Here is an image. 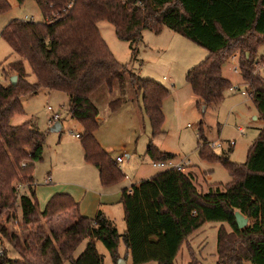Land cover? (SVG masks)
<instances>
[{
    "label": "trees",
    "instance_id": "16d2710c",
    "mask_svg": "<svg viewBox=\"0 0 264 264\" xmlns=\"http://www.w3.org/2000/svg\"><path fill=\"white\" fill-rule=\"evenodd\" d=\"M22 4L25 0H17ZM44 22L15 20L1 32L10 48L20 58L10 64L16 85H0V242L5 250L1 264H33L24 257L11 259L3 240L21 256L27 253L41 264H102L94 241H100L116 264L121 240L131 264H174L188 239L207 223L221 224L216 236L215 264H264V79L254 72L258 51L264 48V0H33ZM9 10L0 0V14ZM113 26L118 40L129 44L132 54L142 33L155 35L170 30L208 53L207 58L186 74L192 94L206 107L220 103L231 87L221 75V68L238 54L243 81L253 93L252 102L263 128L250 148L244 165L229 161L227 155L216 157L207 141L198 133V152L202 160L219 162L231 182L223 191H197L191 176L169 169L121 191L125 232L120 236L113 223L101 211L94 218L79 215V205L71 196L51 197L42 212L38 210L33 171L42 160L45 136L31 124L12 126L15 115L22 114V97L38 90L68 96V113L82 129L79 136L86 163L98 171L102 186L123 178L118 164L102 149L95 137L99 112L91 102L101 87L111 89L125 77L137 97L142 99L144 114L152 137L161 133L164 122L162 102L169 92L156 82L143 80L120 65L102 39L99 22ZM248 54V56H247ZM264 63V56L260 57ZM30 73L35 84L27 81ZM123 105L109 104L112 113ZM203 138V139H202ZM155 161L173 160L151 143L146 152ZM25 184L18 195L16 185ZM20 211L23 225L35 227L31 244L22 245L9 236L6 218ZM235 213L248 220L239 230ZM66 216L70 222L47 232L39 224ZM230 228L224 230L223 225ZM88 239L77 259L75 249ZM188 264H200L188 249Z\"/></svg>",
    "mask_w": 264,
    "mask_h": 264
},
{
    "label": "rangeland",
    "instance_id": "374dc122",
    "mask_svg": "<svg viewBox=\"0 0 264 264\" xmlns=\"http://www.w3.org/2000/svg\"><path fill=\"white\" fill-rule=\"evenodd\" d=\"M5 1L9 5V10L0 14L1 86L10 83L9 66L20 59L1 38L3 29L15 20L44 22L43 15L33 0H25L22 4L17 0ZM97 28L120 65L125 66L140 79L156 82L169 92L162 102L164 122L160 129L161 133L154 138L143 111L141 96L136 98L137 94L126 77L115 81L111 89L101 87L92 94L90 100L98 109L100 121L95 137L102 149L115 162L118 157L123 158V162L118 164L123 178L112 185H101L97 169L84 160L79 139L82 129L70 118L69 98L63 93L40 89L34 95L22 97L23 112L12 118V124L14 126L31 124L45 136L42 160L35 165L33 171L34 182L38 186V210L44 209L41 206L42 200L49 195L66 189L76 190L86 196L80 212L93 218L96 210H100L113 223L121 236L126 230L123 207L118 200L121 190L164 171L152 167L157 161L146 153L151 143L159 152L173 155L174 164L182 165L183 169H195V173L199 175L196 182L199 193L206 194L210 188L223 191L232 179L219 162H207L200 158L198 143L202 141L198 142L199 131H202V136L214 156L220 157L225 154L230 162L244 165L250 148L263 128V122L259 119V114L251 100L250 95L253 97V93L247 89L238 69V57L235 60L238 54L232 55L223 63L221 75L231 83V87H238L239 91H227L220 103L205 108L203 105H198L200 101L192 94L186 82L187 72L207 58L208 53L205 50L164 29L157 35L144 31L141 41L134 47L135 53L132 54L129 44L117 39L113 26L108 22H99ZM263 55L262 47L256 59L259 63L258 69L254 72L262 79H264V63L259 61ZM26 71L29 74L27 81L32 85L35 84L36 80L27 66ZM117 100H121L123 105L112 113L109 104ZM49 108L52 110L50 111ZM53 114L59 116L58 123L62 126L59 133L50 132L49 121ZM231 142L234 143L233 147H229ZM212 144L215 146L219 144L221 148L212 147ZM21 184L16 185L22 188V192L18 195L26 192L25 184ZM99 198H102L103 202H99ZM69 222L68 217L60 216L50 223L42 221L39 225L48 232L50 228ZM220 225L207 223L196 233L200 234L199 239L196 237L197 239L190 240L191 244H199V248H202L200 256H196L200 264H211L210 257L216 259V236ZM4 226L9 236L18 239L22 245L31 244L35 227L23 225L19 210L6 218ZM223 227L226 232L231 231L227 225L224 224ZM3 243L12 260L24 257L33 264H41L38 258L30 253L21 256L14 248L15 240L10 244L3 240ZM87 243L88 239H84L75 249L74 259L81 255ZM94 244L98 255L102 258V264H115L100 241H94ZM117 253L120 257L118 260L131 264L130 256L121 240ZM186 260L189 258L183 248L174 264H188Z\"/></svg>",
    "mask_w": 264,
    "mask_h": 264
},
{
    "label": "crops",
    "instance_id": "0c3cea01",
    "mask_svg": "<svg viewBox=\"0 0 264 264\" xmlns=\"http://www.w3.org/2000/svg\"><path fill=\"white\" fill-rule=\"evenodd\" d=\"M260 50V49H259ZM236 56V55H235ZM264 56V55H263ZM237 57L238 56H236L234 59L235 60H237ZM238 66H239V64H238ZM228 81V80H227ZM246 84V83H245ZM247 89H248V86H247ZM11 125L12 126H14L13 124H12V120H11ZM62 130V129H61ZM97 132H98V130H97ZM96 135V134H95ZM161 153V152H160ZM128 158V157H127ZM185 167H187V166H185ZM182 172L184 173V174H186V175H189V176H191L192 177V179H193V183H194V185H195V187L197 188V185H196V182L198 181V177H199V175H197V173H195V169L194 168H187V169H182ZM34 184V188H35V196H36V200H37V203H38V197H37V194H38V186H37V184H35V182L33 183ZM21 185H23V184H21ZM136 185V184H135ZM132 186V185H131ZM26 189V188H25ZM24 189V190H25ZM126 189V188H125ZM122 191V190H121ZM57 194H63V195H69V196H71V198L76 202V203H78V205H79V215L80 216H82V217H86V218H89V217H87L85 214H83V212H80V210L82 211V203L85 201V195L84 194H79L76 190H72V189H66L65 191H61L60 193H53L52 195H49L47 198H45V199H43L42 200V207H45V205L47 204V202L51 199V197H53L54 195H57ZM120 197H121V194H120ZM119 201H120V198L118 199ZM99 202H103V199L102 198H99ZM38 206H39V203H38ZM43 211V210H42ZM42 211H40V212H42ZM98 211H100V210H96V213L98 212ZM96 213H95V215H96ZM94 218V217H93ZM91 219V218H90ZM198 232V231H197ZM196 232V233H197ZM196 233H194L189 239H188V241H187V243L186 244H184L183 246H182V248L180 249V251H179V253H178V255L181 253V251H182V249L183 248H185V250H186V252H187V255H188V258H189V252H188V249H191L192 251H193V253L195 254V256H200V253H201V247L199 248V244H197V245H193V244H191L190 243V240H192V239H197L196 237H198L200 234H196ZM198 239H199V237H198ZM200 241H203L202 239H200ZM201 243V242H200ZM203 247V246H202ZM178 255L176 256V258H175V260H174V263H176V261H177V257H178ZM210 259H211V264H215V262H216V259H214V258H211L210 257ZM186 261H188L187 263H189V261H190V258H189V260H186ZM149 264V263H148Z\"/></svg>",
    "mask_w": 264,
    "mask_h": 264
},
{
    "label": "built area",
    "instance_id": "2783aa9c",
    "mask_svg": "<svg viewBox=\"0 0 264 264\" xmlns=\"http://www.w3.org/2000/svg\"><path fill=\"white\" fill-rule=\"evenodd\" d=\"M235 71H236V69H235ZM229 91L230 92H238L239 91V88L238 87H235V88L230 87ZM250 97L252 98L251 95H250ZM49 110L51 111L52 109L49 108ZM58 121H59V116L57 114H53L51 120L49 121V125L50 126H53L55 123H58ZM211 146L212 147L221 148V145H219V144L216 145V146L214 144H212ZM233 146H234V143L233 142L229 143V147H233ZM122 162H123V158L122 157H118L116 159V163L117 164H121ZM152 167L154 169H159V170L176 169V170L182 171V169H183L182 165H180V164H174L172 162V160L157 161V162H155V163L152 164ZM16 189H17V192H19V193L22 192V188L20 186H17ZM4 257H5V250H4V247H3L2 243L0 242V264H1V260Z\"/></svg>",
    "mask_w": 264,
    "mask_h": 264
},
{
    "label": "water",
    "instance_id": "95a60500",
    "mask_svg": "<svg viewBox=\"0 0 264 264\" xmlns=\"http://www.w3.org/2000/svg\"><path fill=\"white\" fill-rule=\"evenodd\" d=\"M248 56V54H247ZM17 78L15 76L10 78V85L15 86L16 85ZM62 129V126L60 123H55L53 126L50 128V132L52 133H59ZM235 222L236 226L239 230H242L247 227L248 225V220L245 219L240 213H235ZM116 264H125L124 261L118 260Z\"/></svg>",
    "mask_w": 264,
    "mask_h": 264
}]
</instances>
